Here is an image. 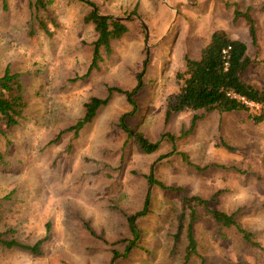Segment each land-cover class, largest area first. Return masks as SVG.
Wrapping results in <instances>:
<instances>
[{"label": "rangeland", "instance_id": "obj_1", "mask_svg": "<svg viewBox=\"0 0 264 264\" xmlns=\"http://www.w3.org/2000/svg\"><path fill=\"white\" fill-rule=\"evenodd\" d=\"M92 1L102 13L125 18L129 31L112 41L109 52L101 50L102 59L86 74L95 38L83 18L90 5L51 0L59 26L50 36H28L24 1L5 0L4 7L0 0V73L7 63L19 68L28 100L25 117L7 133L11 144L0 135V197L13 191L0 204V229L10 227L29 243L48 234L41 254L0 244V264H110L111 242L127 231L125 215L142 206L148 190L149 212L136 219L137 245L120 249L117 264H176L171 253L178 248L170 249L166 234L171 207L179 212L185 196L209 197L217 189L213 205L238 208L240 219L264 238V119L254 123L245 111L211 110L189 130L194 110L187 109L164 120L176 71L186 56H199L215 28L245 42L252 61L243 78L264 88V0ZM148 56L132 111L127 96L109 88L134 87ZM92 95L107 96V102L76 135L66 130L55 140ZM121 115L132 133L157 141V149L143 151L119 126ZM151 165L157 179L177 189L148 186ZM211 229L198 222L199 249L217 257L225 245L210 236Z\"/></svg>", "mask_w": 264, "mask_h": 264}, {"label": "trees", "instance_id": "obj_2", "mask_svg": "<svg viewBox=\"0 0 264 264\" xmlns=\"http://www.w3.org/2000/svg\"><path fill=\"white\" fill-rule=\"evenodd\" d=\"M23 1L28 11L27 19L24 22L26 34L28 36L38 33H43L46 36L52 35L54 29L59 26V20L50 8L51 0ZM2 2L5 7V0ZM83 2L90 5L83 18L92 24L95 32V38L91 42L92 55L87 74L102 59L101 50L109 52L112 41L127 34L129 26L125 22V18H116L111 14L102 13L94 1L83 0ZM139 25L143 28L141 23ZM246 49L244 41L231 37L223 28H215L207 44L202 47L199 56L196 58L186 56L184 67L176 71L177 89L166 98L164 120L174 113L190 109L194 110V113L191 116L189 130L193 129L203 112L211 110L219 112L245 111L249 120L254 123L261 122L264 119V88L256 87L243 78L244 71L252 61ZM148 59L149 56L144 59L142 67L137 73L134 87L131 89L116 86L109 88V90L114 89L124 93L132 104V111L136 107L132 100V95L135 93L133 90H137L143 85L141 76ZM21 75L22 71L19 68H12L10 63H7L0 73V135L5 138L4 141L7 145L11 144L7 133L21 123L27 108L28 100ZM107 98V96H90L84 103L83 114L75 122L60 130L54 139L56 140L66 130H72L76 135L93 119L98 108L107 102ZM250 102L257 103L259 109L253 110V105ZM197 110L202 112L198 114ZM123 117V115L119 117V126L128 136L135 137L143 151L153 152L157 149L159 144L157 141H150L140 131L135 130L132 133L133 129L127 125ZM184 133L182 131L181 135ZM166 135L173 140L174 137L171 133ZM223 144L231 149V145L224 142ZM180 154L183 158H187L185 152L180 151ZM146 177L148 186L155 183L164 189H177V187L166 185L157 179L153 174L152 165ZM12 192L0 197V204L3 199L10 198ZM219 192L220 190L217 189L209 197L198 194L185 196L179 212L175 211L174 206L171 207L174 218L171 219L166 234L171 238L170 249L178 248L171 253L172 256H175L176 264H189L195 260H198V264H264V238L259 237L250 224L240 219L238 208L226 211L213 205L212 202L216 200ZM149 196L148 190L142 206L125 215L127 231H120L118 237L111 242L110 264H117L115 258L120 249L126 253L137 245L140 232L136 219L149 212ZM199 221H207L212 227L210 236L226 246L217 257L213 253H205L207 250L202 252L199 249L200 239L196 232ZM83 223L88 231L94 234L89 222L84 220ZM48 224H46L47 230ZM13 232L14 230L10 227L0 229V244L8 249L20 248L34 254L42 253V244L47 239V233L29 243L16 238L12 234ZM7 233H10L11 236L7 237ZM181 242L183 243L181 244ZM115 244H122V248L116 249L113 246ZM175 251H178L176 255ZM229 251H232L234 255H228ZM250 255L253 256V259L249 258Z\"/></svg>", "mask_w": 264, "mask_h": 264}, {"label": "water", "instance_id": "obj_3", "mask_svg": "<svg viewBox=\"0 0 264 264\" xmlns=\"http://www.w3.org/2000/svg\"><path fill=\"white\" fill-rule=\"evenodd\" d=\"M116 18H121V16H116ZM142 21V20H141ZM142 23H143V25H144V27H145V30H146V34H147V27H146V25H145V23L142 21Z\"/></svg>", "mask_w": 264, "mask_h": 264}, {"label": "built area", "instance_id": "obj_4", "mask_svg": "<svg viewBox=\"0 0 264 264\" xmlns=\"http://www.w3.org/2000/svg\"><path fill=\"white\" fill-rule=\"evenodd\" d=\"M250 104H252V105H253V104H256V105H257V103H254V102H250Z\"/></svg>", "mask_w": 264, "mask_h": 264}]
</instances>
